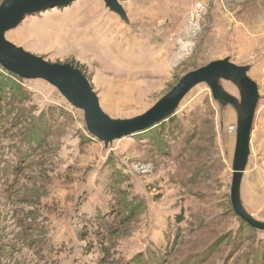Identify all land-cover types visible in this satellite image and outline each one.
<instances>
[{
    "label": "rangeland",
    "instance_id": "rangeland-1",
    "mask_svg": "<svg viewBox=\"0 0 264 264\" xmlns=\"http://www.w3.org/2000/svg\"><path fill=\"white\" fill-rule=\"evenodd\" d=\"M121 5L127 21L104 0H78L28 16L6 37L48 62L82 71L103 111L117 121L145 114L187 73L211 62L230 59L249 67L261 101L241 200L264 223V0H122ZM13 80L0 81L1 109L11 114L2 120L6 130L0 127V264H134L142 256L145 264H193L216 246L214 255L195 263L261 264L264 233L241 227L231 211L237 115L230 122L206 84L180 104L178 128L163 130L172 158L156 166V152L143 140L139 144L136 135L105 146L88 136L84 112L58 89L41 80ZM219 83L242 101L237 84ZM209 120L212 134H206ZM195 125L194 151L181 159L185 134ZM45 127L47 142L39 147ZM211 136L213 141L204 140ZM204 160L216 168L209 181L202 174L201 185L191 191L183 185L189 176L185 165ZM120 174L131 202L144 200L146 207L110 244V224L102 220ZM171 247V255L163 252ZM104 249L110 250L108 262H102Z\"/></svg>",
    "mask_w": 264,
    "mask_h": 264
},
{
    "label": "water",
    "instance_id": "water-1",
    "mask_svg": "<svg viewBox=\"0 0 264 264\" xmlns=\"http://www.w3.org/2000/svg\"><path fill=\"white\" fill-rule=\"evenodd\" d=\"M78 0H4L0 5V67L27 81H44L58 89L75 108L85 114L90 135L109 145L126 137L141 134L174 117L185 97L197 86L206 84L215 100L237 105L225 93L220 81L237 84L243 95L239 111L237 142L233 164L231 201L236 215L252 228L264 232V223L256 220L243 207L241 187L251 154V141L256 113L260 103L258 84L250 77L249 67H239L230 59L211 62L187 73L179 83L145 114L130 120L111 119L101 108L98 95L79 69L71 64L51 63L10 42L6 34L17 29L28 16L70 6ZM122 0H104L111 12L127 21Z\"/></svg>",
    "mask_w": 264,
    "mask_h": 264
},
{
    "label": "trees",
    "instance_id": "trees-1",
    "mask_svg": "<svg viewBox=\"0 0 264 264\" xmlns=\"http://www.w3.org/2000/svg\"><path fill=\"white\" fill-rule=\"evenodd\" d=\"M2 76L6 79V83L7 84H9L12 81H14L13 79H16L17 81L18 80L19 81H27V80H23V79L17 77L16 75L11 74L10 72H8L5 69H3L2 67H0V81L2 80ZM1 102L2 101H0V127L4 128L6 130L7 123L4 124L2 122V120H4L6 114H9V115H11V114H10V111H7V110H3L2 111V109H1L2 103ZM7 106H10V104L8 103ZM73 108H75V107H73ZM75 109H77V108H75ZM177 119H178L177 115H175L174 117L170 118L168 121H166L164 123H161V124L151 128V129H149V130H147V131L135 136V138L138 139V140L137 139L136 140L139 142V144L143 140L144 142H146V143L151 145V149L150 150H152V152H154V151L156 152L155 154L157 156L155 158H153L154 159L153 161L156 164V166L159 163V161L162 160L163 158H172L170 147H169V145L167 143H165V140L163 139V135H164L163 130L166 129L167 127H170V128H173V129L176 130L178 128ZM5 120H6V118H5ZM212 123H213L212 120L204 122V124L207 126L206 134H209V133L212 134V131H211L213 129ZM44 129L45 130H43V131L45 132V136L38 137L39 147L42 146V144L44 142H47V137H46L47 128L45 127ZM155 129H157V130L155 131ZM198 132H199V130H197V125H195V127L192 129V131H190L189 133L185 134L186 135L185 136L186 139H185L184 144L181 147V152L179 154V158L182 159L183 156H185L187 152L191 153V151L192 152L194 151L193 144H194V142L197 141V139L199 137V135H197ZM87 133H88V136H91L89 134L88 130H87ZM31 139H34V137L32 136ZM204 140L206 142L208 140L213 141L212 140V136L208 137V138H204ZM27 142L29 143L30 140L27 141ZM207 145H209V144H207ZM198 153H200V151ZM204 154L206 156L208 155L210 157L211 148H207V146H206V148L204 147ZM201 161L192 162L191 164H186L185 165L186 166V170L183 173L186 174V175H189V176L186 178V180H183V185H184V187L187 186L188 187L187 189H189L191 191H194L198 186L201 185V182H200L201 178L200 177H201L202 174L204 176V180L207 179L209 181L210 180V178H208L209 175L212 173L213 169L216 168L214 163H211L209 161L205 162V160H204V163L201 164L200 163ZM114 175H115V173H114ZM114 175H113V177H114ZM122 178H123L122 174H120V176L114 178V185L116 187H114V189L111 191L113 193V195H114V202L110 205L111 210H110L109 214H107V216L104 217V219L102 220V222H104L105 224H107V225L110 224L109 227H108L109 235H107L111 239L110 244L114 243L113 239L118 238V235H120L121 233H123V235L126 234V232L129 230L132 222L139 218V215L144 211V209L146 207L145 203L143 202L144 200H138V201H135V203L131 202L133 200H130V197L128 195V193H129L128 189H130V188L127 189L128 190V192H127L124 189V185L123 186L120 185V183H121L120 180ZM124 180L126 181L127 178H125ZM178 180L179 179L176 177L175 182H177ZM5 185L8 187L10 185V183L7 182ZM207 189H210L209 185H207ZM195 194H199V192L195 193ZM201 194H203V193H200L198 195L199 200H202L200 198L202 196ZM206 198H208V197H207L206 193H204V200H209V199H206ZM230 201H231V199H230ZM207 205L210 206V203H207ZM231 205H232V201H231ZM231 211L240 220L241 227L243 225H246L247 228H248L246 230H249V231H252V232L264 233L262 231H259V230L255 229V228H252L244 220L239 218L236 215V213H235V211L233 209V205H232V210ZM181 220H182V218H180L178 220V222H181ZM201 223H203V222H201ZM201 226H202V224H201ZM241 233H242V230L238 229L237 234H241ZM230 236H231V234H230ZM242 236L244 238H246L248 235H247V233H244V234H242ZM102 237L106 238V235H102ZM220 243H222V241L219 242L218 247L220 246ZM214 246H216V244H214ZM216 247L212 249L213 251H211V249L208 250V251H210L209 254H207L205 256H202V257H199L196 261H194V263L195 262H197V263L202 262V260H205V259L211 257L212 254L215 252V250L220 249V248H216ZM104 250L106 251V254H105V257L102 259V262H108V259L110 257V250L109 249H104ZM167 251H169V252H167ZM171 251H173L172 247L169 248L168 250L163 251V252L167 253L168 255H171ZM152 254L155 255L156 253L152 252ZM141 258H143V256L142 257H136L134 259V264H145L143 261H141ZM164 259L167 260V258H165L163 256V260ZM159 262H160V259H159ZM164 264H167V263H164ZM261 264H264V255L261 258Z\"/></svg>",
    "mask_w": 264,
    "mask_h": 264
},
{
    "label": "crops",
    "instance_id": "crops-1",
    "mask_svg": "<svg viewBox=\"0 0 264 264\" xmlns=\"http://www.w3.org/2000/svg\"><path fill=\"white\" fill-rule=\"evenodd\" d=\"M249 75H250V71H249ZM222 81H225V80H222ZM231 82V81H229ZM257 83V82H256ZM259 86V85H258ZM239 87V86H238ZM241 92V90H240ZM260 92V90H259ZM242 94V92H241ZM217 101V100H216ZM260 101H261V96H260ZM220 105H221V109L223 110V112L226 113V118L230 121V122H235L236 121V126L238 127V118H239V111L240 109L242 108V105H243V95H242V101H238L237 105H232V104H225V103H221L219 101H217ZM260 104V103H259ZM231 108V109H229ZM259 108V107H258ZM226 110V111H225ZM234 112L235 114L237 115L236 117V120L234 119ZM259 117V114H258V110H257V113H256V118H255V123H254V129H255V124H256V120L258 119ZM235 120V121H234ZM253 135H254V130H253V134H252V140H253ZM131 140V139H130ZM236 142H237V135H236ZM251 145H252V141H251ZM105 146H107L105 144ZM235 148H236V145H235ZM89 150L91 151L92 150V147L89 148ZM250 160V159H249ZM241 192H242V188H241ZM242 196V194H241Z\"/></svg>",
    "mask_w": 264,
    "mask_h": 264
},
{
    "label": "bare ground",
    "instance_id": "bare-ground-1",
    "mask_svg": "<svg viewBox=\"0 0 264 264\" xmlns=\"http://www.w3.org/2000/svg\"><path fill=\"white\" fill-rule=\"evenodd\" d=\"M237 129H238V127H237ZM92 136V135H91ZM93 137V136H92ZM104 143V142H103ZM110 145V144H109Z\"/></svg>",
    "mask_w": 264,
    "mask_h": 264
},
{
    "label": "built area",
    "instance_id": "built-area-1",
    "mask_svg": "<svg viewBox=\"0 0 264 264\" xmlns=\"http://www.w3.org/2000/svg\"><path fill=\"white\" fill-rule=\"evenodd\" d=\"M234 131H235V128H234Z\"/></svg>",
    "mask_w": 264,
    "mask_h": 264
}]
</instances>
